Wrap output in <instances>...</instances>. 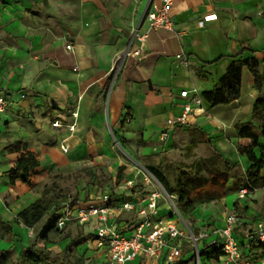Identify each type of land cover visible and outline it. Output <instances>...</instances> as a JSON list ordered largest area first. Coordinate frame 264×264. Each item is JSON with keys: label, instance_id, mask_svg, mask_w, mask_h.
Returning <instances> with one entry per match:
<instances>
[{"label": "crops", "instance_id": "obj_1", "mask_svg": "<svg viewBox=\"0 0 264 264\" xmlns=\"http://www.w3.org/2000/svg\"><path fill=\"white\" fill-rule=\"evenodd\" d=\"M152 9L147 8V0H0V95L10 101L0 114V220L10 223L16 236L10 243L1 241L0 249L10 244L17 259L22 247L38 244H28L30 232L38 239L51 213L32 229L18 215L42 198L49 178L63 170L69 175L81 164L78 156L83 155L84 161L86 154L105 148L108 125L129 143L149 148L162 138L166 121L182 114L188 102L182 91L197 90L201 97L213 91L234 61L253 58L264 74V0H175L172 30L150 29L145 15ZM212 14L216 18L199 27ZM132 32L144 38L143 44L137 40L133 46H141V55L128 57L114 77L115 57L126 50ZM179 54L187 58V65L176 59ZM259 95L264 98V89L257 92L253 75L244 68L239 99L215 107L203 102L204 111L195 108L180 127L200 132L211 149L215 147L229 161L233 156L231 162L245 173L249 164L237 148L249 146L250 141L238 136L236 126L251 121ZM98 135L103 139L97 141ZM15 143L24 147L10 151ZM26 152L40 166L30 183L11 185L10 172ZM137 175H123L121 181ZM114 193V200L125 195L119 187ZM89 198L83 192L76 202ZM235 203L240 209L237 229L242 250L258 260L264 256L263 247L246 246L247 237L264 224V187L240 201L237 196L234 202L227 199L225 206ZM125 214L110 224L129 229L132 223ZM213 224L222 226V217ZM69 226L79 229L74 238L81 235L80 243L92 245L94 222ZM52 235L47 247L53 252ZM165 253L158 264H163ZM96 255L99 264H105L104 254ZM183 261L182 257L178 264ZM140 263L137 259L130 264Z\"/></svg>", "mask_w": 264, "mask_h": 264}, {"label": "built area", "instance_id": "obj_2", "mask_svg": "<svg viewBox=\"0 0 264 264\" xmlns=\"http://www.w3.org/2000/svg\"><path fill=\"white\" fill-rule=\"evenodd\" d=\"M174 1L160 0V4L156 5L153 4V0H147V8L153 7L152 11L145 15L151 30H172L170 14ZM215 18V14L206 16L199 22V27H204L208 21ZM137 40L141 44L144 42L143 37L132 32L126 50L115 57L111 68L114 77L121 73L128 57H140L141 46L138 49L133 48ZM72 48L70 44L66 46L68 51ZM176 59L183 65L188 64L187 58L182 54L177 55ZM180 95L188 102L184 105L180 116L171 117L166 121L162 132L163 140H167L171 131L177 127L186 125L195 108L204 111L203 99L197 90L182 91ZM9 106L10 101L0 95V114L5 113ZM137 177L126 180L119 186V189L125 191L127 198L123 202L114 200V192H103L99 196L92 195L88 200L80 202L68 197L64 202L62 213H58L60 218L57 228L62 230L69 225L86 227L94 222L95 235L92 244L97 251L104 254L105 264H130L137 259L141 260L140 264H158L166 249L163 264H178L183 257V244H188L192 250L191 263L200 264L199 254L202 249L199 245L201 246L202 243L207 244L208 247L214 245L220 250L218 264H264V256L258 260L246 256L241 242L236 240L235 230L240 225V218L235 206L222 208V226L216 227L210 223L193 228L179 216L173 198L168 195L165 198L158 191L147 189L152 185L148 175H145L141 186L136 184ZM250 194L251 192L243 187L237 194V200H243ZM160 199L170 205L172 210L169 215L172 217L161 215ZM125 213L134 214L129 229L120 230L114 224H110L116 216ZM247 239L249 243L246 247L258 246L264 249V224L259 225Z\"/></svg>", "mask_w": 264, "mask_h": 264}, {"label": "rangeland", "instance_id": "obj_3", "mask_svg": "<svg viewBox=\"0 0 264 264\" xmlns=\"http://www.w3.org/2000/svg\"><path fill=\"white\" fill-rule=\"evenodd\" d=\"M108 144L105 148L91 151L86 154L84 161L78 156L80 165L75 171L68 175L67 170H63L59 175L49 178V182L43 187V192H48L49 197H55L57 203L52 207L50 213L53 214L54 208L61 206L68 197L77 200L81 193L87 196H99L103 192H114L123 184L119 182V169L124 168L123 175L128 177L130 174L138 173L136 184L141 186L145 175L152 180V189L158 191L165 198L166 195L173 198L179 216L193 228L207 223H215L221 216V210L226 205L227 199L234 202L239 190L243 188L244 171L238 166L230 172V179L224 181L217 175H210L205 167V162L213 157L214 153L206 143V139L200 132L191 128L177 127L171 140H157L149 148L143 149L140 145L129 143L124 137L118 136L113 132L110 125L107 126ZM97 141L103 139L98 135ZM234 157L230 156L232 161ZM235 159V158H234ZM235 161V160H233ZM238 161V160H236ZM166 166L165 176L167 177L171 188L181 182L188 185L189 203L183 205L179 202V196L176 192L169 195L160 182L154 177L148 169L149 165L159 167V163ZM219 170H223L221 166ZM141 171V172H140ZM144 173L145 175H143ZM193 180L194 184L190 181ZM199 185L197 188H192ZM125 192V191H124ZM160 210L169 213L172 208L163 199H160ZM230 207H233L230 204ZM240 212V209L237 208ZM125 218L130 222L134 220L133 213H126ZM214 225V224H213ZM212 225V226H213ZM236 240L240 243L239 229L235 230ZM79 233L77 227L67 226L62 230L53 231L52 248L54 254L62 253ZM29 245L35 243L42 244L36 238L35 232H30ZM12 242L6 231L0 226V242ZM7 245V249H0V264H15L17 254L13 248ZM201 246L199 245V248ZM76 256L84 261V264H99L97 261L95 246L78 242L72 250ZM183 261L180 264H193V253L188 244H183ZM212 261L214 258H209ZM188 262V263H185Z\"/></svg>", "mask_w": 264, "mask_h": 264}, {"label": "trees", "instance_id": "obj_4", "mask_svg": "<svg viewBox=\"0 0 264 264\" xmlns=\"http://www.w3.org/2000/svg\"><path fill=\"white\" fill-rule=\"evenodd\" d=\"M244 68H247L253 75L255 79V88L259 94H262L264 89V74L259 72L258 62L252 58L232 62L228 67L226 74L221 78L215 89L202 95L203 102L211 107H215L219 105H230L239 99L241 94V78ZM236 129L240 138H245L250 141L249 146H239L237 151L240 156L246 158L249 164L245 170L242 185L253 193L255 189L264 187V144L261 143V140L264 139V98L259 95L256 100L251 121L247 124H238ZM23 147L24 145L21 143H15L9 146V150L12 151L13 149H20ZM212 149L214 155L205 162V167L210 175H217V177L223 178L226 182L230 179V172L236 169L238 164L225 159L215 147L212 146ZM256 151H259L260 155H258ZM39 166V161L32 153L26 152L25 154H22L17 161V164L10 172L11 185H14L16 181H21L24 184L30 183L31 176ZM219 166H221L223 170H219ZM148 169L169 195H173V193L176 192L181 204L187 205L190 202L187 198L189 193L188 185L179 182L174 189L171 188L169 181L165 176L166 166L163 163L160 162L159 167L149 165ZM123 171L124 168L119 169V181L124 177ZM190 181L194 184L193 180ZM198 186L199 185H196L192 188H197ZM47 193L48 192L44 191L41 199L31 204L18 215V219L25 227L29 229L34 228L45 218L52 207L57 203V199L55 197H49ZM126 199L125 195H122L117 197L115 201L123 202ZM76 201L77 200H75V202ZM236 205L237 203H235L234 206L236 207ZM58 211V208L54 210L53 214L50 215L46 224L40 231L38 240L43 243V246L35 244L29 248L22 247L15 264H84V261L72 251L77 243L83 240L81 235L72 239L67 248H65L60 254L55 255L47 247V245L51 243L49 238L50 233L57 230V223L60 218ZM161 215L170 216L169 213L164 210L161 211ZM207 225H210V223H207ZM0 226L6 231L10 238L16 237L13 232V226L10 223H5L0 220ZM199 256L200 264L210 263L211 260H209V258H214L215 261L218 262L220 250L214 245L208 247L207 244H205V247L200 251Z\"/></svg>", "mask_w": 264, "mask_h": 264}]
</instances>
